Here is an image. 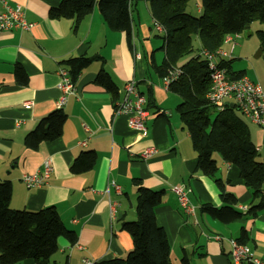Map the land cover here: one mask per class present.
<instances>
[{"label": "crops", "instance_id": "1", "mask_svg": "<svg viewBox=\"0 0 264 264\" xmlns=\"http://www.w3.org/2000/svg\"><path fill=\"white\" fill-rule=\"evenodd\" d=\"M6 1L23 8L30 27L0 29V181L11 184L10 208L38 211L54 207L65 228L76 234L74 244L58 239L51 264H92L126 256L132 241L128 233L120 230V224L135 219L134 180L145 188L163 192L154 215L166 233L171 264H181L183 256L188 264H231L230 242L240 237L241 230L248 236L245 246L264 264V212L256 217L246 214L252 195L237 168L215 154L217 171L213 175L205 176L196 169V153L175 110L180 98L164 89L155 71L165 55L162 34L152 24L149 0H132L130 44L124 33L106 26L96 4L74 29L70 19L49 17V10L61 0ZM193 8L196 15L201 14L199 0L194 1ZM234 43L232 49L231 42L221 47L231 56V71H243L246 78L264 90V76L247 63L248 44L239 47L236 40ZM255 49L261 53L257 44L250 53ZM135 54H139L138 59ZM79 57L101 60L91 62L72 81L74 92L59 109L66 115L60 137L41 143L36 151L26 149L24 136L42 117L58 110L59 68L67 69L65 61ZM16 65L27 76L24 85L15 80ZM100 69L116 86L115 93L95 83ZM132 79L145 98V107L148 97L153 103V108L147 109L144 132L129 130L127 118L115 114L124 85ZM156 111L163 114H154ZM243 120L257 149V159L264 162V127L245 117ZM151 147L155 152L142 160L140 155ZM88 151L95 153L94 166L84 174L72 175L71 162ZM44 159H50L52 164L46 184L27 188L21 177L36 173ZM218 180L235 198L234 209L243 214L230 224L210 218L201 209L204 205H223ZM177 185L188 189L192 215L183 212L171 192ZM111 203L115 205L113 213ZM17 264L35 263L26 259Z\"/></svg>", "mask_w": 264, "mask_h": 264}, {"label": "trees", "instance_id": "2", "mask_svg": "<svg viewBox=\"0 0 264 264\" xmlns=\"http://www.w3.org/2000/svg\"><path fill=\"white\" fill-rule=\"evenodd\" d=\"M189 1H148L152 22L163 30L160 38L165 57L159 66H155V71L161 79L175 69L180 72L169 83L167 91L180 98L175 110L196 153V169L205 176L213 175L217 171L215 154L223 162L235 166L252 195L246 214L256 217L264 212V162L257 159V149L238 108L229 101L218 111L208 101L210 72L200 52L213 53L221 49L225 36L239 35L253 21L261 24L255 33L259 49L264 52V0H199L201 14L198 16L187 12ZM95 4L106 26L112 31L124 33L130 44L132 0H61L48 14L52 19L72 20L75 29L91 13ZM95 60L100 61L101 58L79 57L65 61L72 81ZM219 63L226 68L231 79L245 77L243 71H231V59ZM13 74L17 83H26L27 76L21 66L16 65ZM95 83L109 93L117 90L103 69L98 71ZM151 108L153 103L148 97L145 109ZM154 114L163 113L156 111ZM65 120L66 115L62 110L50 112L24 136L23 145L28 150L36 151L41 143L58 139ZM95 162L94 152H82L71 162L69 172L72 175L84 174ZM133 184L136 186L135 219L120 224V230L131 238L132 249L123 258L92 264H171L166 233L157 225L154 215L155 208L162 202L163 192L145 188L138 180H134ZM216 184L223 205H204L202 211L223 224L242 218L243 214L234 209L236 201L233 195L224 190L219 180ZM11 191L10 182L0 181V264H17L26 259L35 264H51V257L58 248V239L63 238L69 244H74L76 234L65 228L54 207H44L38 211L10 208ZM247 240L246 232L241 230L236 242L245 245ZM181 264H188L185 256Z\"/></svg>", "mask_w": 264, "mask_h": 264}, {"label": "built area", "instance_id": "3", "mask_svg": "<svg viewBox=\"0 0 264 264\" xmlns=\"http://www.w3.org/2000/svg\"><path fill=\"white\" fill-rule=\"evenodd\" d=\"M0 29L1 30H28L30 25L25 20L24 10L19 5L9 4L6 0H0ZM154 29L162 34L161 26L153 23ZM238 35H227L223 39V44L231 42V49L235 46V40ZM201 56L206 59L210 72L211 88L207 94L208 101L220 111L224 108L225 103L232 102L238 110L250 122L259 127H264V90L259 84L252 82L246 77L239 79H231L225 67L220 65L221 62H228L231 56L221 49L213 53L206 51L200 52ZM135 58H139V54H135ZM179 70L168 72L167 76L161 79L162 85L167 90L168 85L179 75ZM58 83L57 89L59 96L56 102V108L61 109L67 97L74 92V85L69 71L66 68H59L57 72ZM116 115H122L127 118V128L134 132H144V121L148 116L145 109V98L139 93L135 80H129L123 88V98L115 108ZM155 152L153 147L144 151L140 158L147 159ZM52 172V164L50 159H44L40 169L33 174H25L21 177L24 185L29 189L39 188L46 184ZM179 207L184 213L192 215L194 208L188 199V189L183 185H177L171 188ZM111 212H114L115 205H109ZM215 239H219L215 237ZM230 251L228 257L231 264H240L242 262L248 264H263V262L255 255L254 251L245 245L236 241L230 242ZM91 264V263H88Z\"/></svg>", "mask_w": 264, "mask_h": 264}, {"label": "rangeland", "instance_id": "4", "mask_svg": "<svg viewBox=\"0 0 264 264\" xmlns=\"http://www.w3.org/2000/svg\"><path fill=\"white\" fill-rule=\"evenodd\" d=\"M194 1L195 0H190L188 5H187V12L191 14L192 16H198L195 14V9L193 8L194 6ZM261 28V24L258 23L257 21H253L247 29H245L243 32H241L236 41L239 45V47H242L245 44H248V60L247 63L249 65L253 64L254 70L257 72L258 75L264 76V52H261L258 54V50L255 49L253 53H250V50L253 49V45L257 44L258 45V39L256 36V30ZM239 47L236 49L238 50ZM259 47V46H258ZM239 56V55H238ZM242 58V57H239ZM239 60H235L237 62ZM263 159V157H262ZM261 158L259 160H262Z\"/></svg>", "mask_w": 264, "mask_h": 264}, {"label": "water", "instance_id": "5", "mask_svg": "<svg viewBox=\"0 0 264 264\" xmlns=\"http://www.w3.org/2000/svg\"><path fill=\"white\" fill-rule=\"evenodd\" d=\"M247 28V27H246ZM260 53V51H258V54Z\"/></svg>", "mask_w": 264, "mask_h": 264}]
</instances>
